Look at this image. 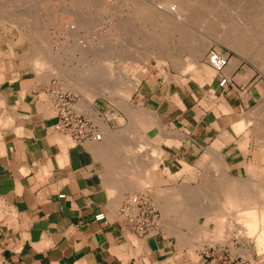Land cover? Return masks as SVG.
<instances>
[{
  "label": "rangeland",
  "instance_id": "obj_1",
  "mask_svg": "<svg viewBox=\"0 0 264 264\" xmlns=\"http://www.w3.org/2000/svg\"><path fill=\"white\" fill-rule=\"evenodd\" d=\"M92 1L66 0L63 5L60 0H0V73H16L19 69H25L31 75H35L38 80L47 84L48 88L55 85L61 90L78 96L77 110L84 111L90 116L96 115L92 108L94 104L107 106L106 111H101L103 112L102 120H96V117H92L98 122L102 134V141L99 145L105 141L104 127H107L114 132L113 135L117 139V143H114L117 151L112 153L114 159L118 163L123 161L130 166L131 163L126 158L123 159L126 156L130 161L140 163L134 168L128 166L127 169H122L121 167L118 168L117 163L111 167L110 160L114 162L113 157L109 158L110 166H107L108 158L103 157L102 181L108 188L109 198L113 201L111 195L113 192H117L115 188L121 189L123 185L128 186L134 176L139 182V172L147 170L151 183L146 184L143 191L137 192H145L154 199L160 212L162 229L169 232L176 239L180 248L175 254L176 259L184 258L183 264H199V252L201 250L209 248L207 253L210 254L212 248L218 246L225 248L221 252L212 255L216 257V264H264V250L259 251L256 249L255 236H249L246 228L249 226L248 224L257 220L251 217L248 211L251 208L252 210L262 211L261 207H264V196H262V192H264V175L254 174L252 176L254 184L249 187L254 193L255 191L258 192L255 193L257 198H252L251 201L238 200L236 202L237 206L230 205L225 197L226 195L217 189L216 181L221 178L220 175L224 174L222 179L230 182L246 183L251 178H248L249 175H242L238 169H230L229 164H226L224 153L221 151L222 148L229 145L228 142L226 143L222 139V145L220 142L213 143L211 141L212 143H209L207 147L200 150L195 149L188 159L172 157L167 154L163 156L165 146H177L178 143L175 140L163 139L161 133L153 132L151 128L158 127L157 120L147 108L139 104L141 100L143 102L140 97L143 89L141 88L142 82L146 81L154 88L156 80L157 82L163 81V86L171 83L170 85L176 87H185L188 90L190 103L195 105L196 108L203 107L199 100L202 98V93L206 92L205 90L214 92L213 94L208 92L209 95H214V97L211 96L209 97L211 100L207 98L205 101L208 105H212L213 98L219 96L214 89H212L213 91L210 89L213 76H217L213 75L211 72L212 67L207 62L209 56L212 55L208 54L209 49L212 47H214L217 54L222 52L226 55L227 63L230 56L238 58L235 54L249 58L251 62L238 59L253 72L256 80L261 81L264 85V0H205L208 2L207 6L209 8L206 13L207 21L214 22V19L218 16L225 20L226 24L233 27L231 28L233 37L237 36L238 38L237 46L222 43L218 38L220 37V31L218 30L207 31L193 23L191 24L185 16L178 15L171 10L166 0H135L140 3L144 2L143 4H146L155 13L153 18L146 22L138 21L136 14L131 9L133 7L132 0ZM57 2L66 8H69V5V10L72 11L64 12L63 15L57 14ZM218 4H222L221 8L217 6ZM168 18L176 23L179 19L185 22L186 26L184 27L188 37V40L184 41L185 43L179 39L176 33L170 32L161 23V20L169 21ZM71 26L73 29L70 28ZM117 27L119 30L124 28L127 33L123 29L122 32L120 31L123 33L121 34ZM197 42H203L206 46L210 45L201 58L199 56L193 57L190 54V48ZM97 48L102 49L104 52L111 49V53H104L101 60H94L96 66L101 67L98 69H104V72L100 70V74L105 73L104 75H107L108 79L104 82V85L95 84V88L93 85L89 88L81 86L82 91L85 93L83 95L81 89L76 91L73 85L77 80H80L83 85L85 84L84 79L90 74L87 70L94 59L92 54L98 50ZM90 49L93 50V53ZM193 59L195 63L192 61ZM160 76L165 78V84L164 79ZM0 77L2 78L3 75L0 74ZM74 77L76 78L75 82L73 81ZM119 86H130L131 90L126 95L121 90V92L119 91ZM192 94L195 95V98ZM172 100L178 106H181L176 96ZM262 101H264L263 93L255 103L244 111H249ZM80 103L83 104L79 105ZM218 108L223 110L220 106ZM125 110L142 116L131 118ZM259 115L261 114L259 113ZM260 118L264 119V114ZM131 119L134 120L131 121ZM254 123L256 125L252 123L251 125L258 128L257 125L261 124V121L257 119ZM251 128L250 126L249 129L251 130ZM258 131L264 137V127L258 129ZM117 134L119 136H116ZM249 135H251L248 144L251 147L248 149L250 155L243 160L242 164L253 161L258 154L264 158V149L261 148L259 143L255 142L252 133H249ZM239 136L242 138V135ZM126 141L129 147H135L136 150L127 151L126 154L121 152L120 144ZM262 147L264 148V146ZM254 152L256 155L252 156ZM144 160L146 161L143 162ZM156 160H158L157 166L151 169L150 165H153ZM258 168L264 173V163H260ZM254 169L256 171V168ZM226 173L227 175H225ZM137 186L140 187V183ZM189 190L192 196L190 195L188 198ZM126 194H131V192L129 190L121 191L119 200ZM156 201L159 205H163L165 218L162 217V211L158 208ZM222 204H225V207ZM190 205L198 206V208L222 205L224 210L227 208L228 218L232 220L233 227L231 226V229L233 231L227 236L224 233L219 235L220 227H217L218 231H214L212 229L213 225L210 224L204 233L203 229L195 228L196 223H201V218L194 220V226H182V228L176 216L181 215V211H186ZM189 230L193 232L190 233ZM181 233L185 234L182 235L184 238ZM227 247H229V251ZM181 248L185 250L182 251ZM212 256L207 260H210ZM246 260H249L250 263Z\"/></svg>",
  "mask_w": 264,
  "mask_h": 264
},
{
  "label": "crops",
  "instance_id": "obj_2",
  "mask_svg": "<svg viewBox=\"0 0 264 264\" xmlns=\"http://www.w3.org/2000/svg\"><path fill=\"white\" fill-rule=\"evenodd\" d=\"M60 2L64 5L66 0ZM62 4L57 2V14L72 11ZM238 58L230 56L229 68L234 61L236 66L232 63L235 67L226 73L219 71L229 80L224 88L216 87L217 76H213L210 89L219 96L212 105L205 103L214 97L207 90L199 100L203 107L196 108L183 86H163V81L155 80L153 88L142 82L139 104L158 123L151 130L178 143L165 146L163 156L188 159L195 149L211 141L223 145L224 140L229 145L221 152L230 169L249 175L253 165L255 175H264L258 170L264 163L262 155L242 164L250 155L249 133L264 149L258 131L264 127L260 118L264 101L244 111L264 94V85ZM0 74V264H183L184 258L175 257L180 248L169 232L160 229L135 237L115 220L113 211L119 201L113 205L102 181L103 157L107 158L98 145L102 139L78 144L55 131L47 84L25 69ZM174 96L181 106L173 102ZM92 108L104 112L107 106ZM257 119L261 124L254 128L251 123L256 125ZM97 213L104 214L102 221L93 220Z\"/></svg>",
  "mask_w": 264,
  "mask_h": 264
},
{
  "label": "bare ground",
  "instance_id": "obj_3",
  "mask_svg": "<svg viewBox=\"0 0 264 264\" xmlns=\"http://www.w3.org/2000/svg\"><path fill=\"white\" fill-rule=\"evenodd\" d=\"M90 1H92V0H90ZM140 1V0H139ZM142 1V0H141ZM93 2V1H92ZM150 2V1H149ZM264 2V1H263ZM144 2H142V3H140V2H137V1H133L132 0V2H131V4L133 5V7L131 8L132 10H133V12L136 14V17L138 18V21H141V22H146V21H149V20H151L152 18H153V14H155V13H153L152 12V10L150 9V8H148V6H146V4H143ZM166 3H168V5H169V8L171 9V10H173L175 13H177L178 15H181V16H185L187 19H188V21L189 22H191V24L193 23L194 25H196V26H199V27H202L204 30H209V31H220L219 32V36L220 37H218V38H220V40H221V42L222 43H225V44H227V45H232V44H235L236 46H237V40H238V38H237V36H235V37H233V31H232V29L231 28H233V27H230V25L229 24H226V21L225 20H223L221 17H216L215 19H214V22H209V21H207V16H206V13H207V11H208V6H207V4H208V2L207 1H205V0H199V1H194V0H166ZM223 3V2H222ZM91 4V3H90ZM96 4V3H95ZM124 4V3H123ZM128 4V3H127ZM152 5V4H151ZM32 6V5H31ZM159 6V5H158ZM214 6V5H213ZM217 6H219L220 8H221V6H222V4H218ZM211 7V6H210ZM130 8V7H129ZM214 8H215V6H214ZM47 9V8H46ZM132 12V11H131ZM130 12V13H131ZM219 12V11H218ZM44 13V12H43ZM134 13H131V14H134ZM234 13V12H233ZM257 13V12H256ZM46 16V15H45ZM132 16V15H131ZM130 16V17H131ZM155 16V15H154ZM158 16H159V14H158ZM134 17V16H133ZM30 18V17H29ZM167 20H169V21H164V20H161V23H163V25L166 27V28H168V30L171 32H174V33H176V35H178L179 36V39L182 41V42H184V41H186V40H188V37H187V31H186V28L184 27V26H186V24H185V22L184 21H182L181 19H179V21L177 20V23L176 22H172L171 21V19H167ZM242 20V19H241ZM256 20V19H255ZM32 21V20H31ZM123 22V21H122ZM125 22V21H124ZM179 22V23H178ZM79 23V22H78ZM31 25V24H30ZM76 25V24H75ZM120 25V24H119ZM121 25H122V23H121ZM120 25V26H121ZM142 25V24H141ZM118 26V25H117ZM119 26V27H120ZM69 27V26H68ZM75 27V26H74ZM126 27V26H125ZM71 29H73L72 28V26L70 27ZM117 29L119 30V28L117 27ZM121 29V28H120ZM124 29V28H123ZM122 29V30H123ZM128 29H129V27H128ZM122 30H119V32L121 31L122 32ZM125 30V29H124ZM126 30H127V27H126ZM126 30H125V32H126ZM132 30V29H131ZM71 31V30H70ZM137 31V30H136ZM163 31V30H162ZM74 32V31H73ZM120 32V33H121ZM124 32V31H123ZM131 32V31H130ZM130 32H128V33H130ZM127 33V32H126ZM133 33V32H132ZM70 34V33H69ZM75 34H77L76 32H75ZM121 34H123V33H121ZM125 34V33H124ZM135 34V33H134ZM157 34H159V33H157ZM236 34V33H235ZM138 35V34H137ZM73 36H76V35H73ZM125 36H126V34H125ZM133 36V35H132ZM123 37V36H122ZM159 37H160V35H159ZM242 39V38H241ZM185 43V42H184ZM169 44V43H168ZM181 44V43H180ZM216 44V43H215ZM78 45V44H77ZM214 45V44H213ZM104 46V45H103ZM210 45H207L206 46V44H204L203 42L202 43H200V42H197V43H195L190 49V54L193 56V57H202L205 53V50L209 47ZM45 47V46H44ZM43 47V48H44ZM240 47H242V46H240ZM239 47V48H240ZM100 48V47H99ZM47 49V48H46ZM80 49H81V47H80ZM79 49V50H80ZM98 49V48H97ZM210 49H214V47H212V48H210ZM210 49H209V53L208 54H212V52H210ZM86 50V52H87V48L85 49ZM90 50H92V49H90ZM95 51V50H94ZM109 50H106L105 52L102 50V49H98L97 51H95L94 53H93V50H92V56H93V63H91L90 64V68L87 70L90 74L89 75H87V77H85V79H84V77H83V79L85 80V84L83 85V83H80V80H77L76 82H75V77L73 78V81L75 82V84L73 85L72 83V85H73V88H75V90L76 91H79V89H81V86H83L84 88H89V87H93L94 86V88H95V84H103L104 85V82L108 79V76L107 75H104L103 73H101L100 74V70L101 69H98V68H101V67H99V66H96V62L95 61H99V60H101V58H103V55H104V53H106V54H110L111 53V49H110V51L108 52ZM38 52V51H37ZM80 52V51H79ZM124 52H126V51H124ZM145 52V51H144ZM89 54L91 55V53L89 52ZM126 55V54H125ZM124 55V56H125ZM219 58H225L226 59V61H227V57H226V55L224 54V53H222L221 52V54H216ZM48 56V55H47ZM211 56V55H210ZM191 57V56H190ZM95 60V61H94ZM198 60V59H197ZM194 63H195V60L193 59L192 60ZM207 62H208V59H207ZM214 62V61H213ZM234 62H236V61H234ZM234 62H232L233 63V65H235L236 66V63L234 64ZM237 62H238V60H237ZM55 63V62H54ZM90 63V62H89ZM99 63V62H98ZM231 63V64H232ZM100 64V63H99ZM230 64V66L232 67L233 65H231ZM238 64V63H237ZM89 65V64H88ZM102 65V64H101ZM189 65V64H188ZM262 65V64H261ZM61 66V65H60ZM208 66V65H207ZM235 66H233V68L235 67ZM205 67H206V65H205ZM230 67V68H231ZM230 69L229 68V62L228 63H226V65L224 66V67H222L221 69H220V71L221 70H223V71H225V73H226V71L228 70V69ZM261 68V67H260ZM108 69V68H107ZM205 69V68H204ZM227 69V70H226ZM183 70V69H182ZM206 70V69H205ZM233 70V69H232ZM78 71V70H77ZM102 72H104V69L103 70H101ZM107 71H109V70H107ZM57 72V71H56ZM211 72L213 73V75H219V72H217L215 69H213L212 68V70H211ZM79 73V72H78ZM221 73V72H220ZM80 75V74H79ZM86 75V74H85ZM229 75H230V73H229ZM249 75V74H248ZM212 76V75H211ZM227 76H228V74H227ZM244 76V75H243ZM77 77H78V75H77ZM80 77H82V76H80ZM86 78H87V80H86ZM82 79V78H81ZM110 80V79H109ZM47 83V82H46ZM67 84V83H66ZM117 84V83H116ZM123 84V83H122ZM71 85V86H72ZM93 85V86H92ZM100 85V86H101ZM97 86V85H96ZM118 86V85H117ZM217 87V86H216ZM99 88V87H98ZM223 88H224V86H223ZM102 90H103V88H102ZM122 91L124 94H126L127 95V93L131 90V88H130V86H119V91ZM80 91H82V89L80 90ZM107 91V90H106ZM116 91H118V90H116ZM120 91V92H121ZM83 92V91H82ZM97 92V91H96ZM83 95H85V93L83 92ZM247 96V95H246ZM78 97V96H77ZM85 98V97H84ZM248 97H246V101L248 100L247 99ZM78 99H79V97L77 98V101H78ZM77 101H76V103H75V108H76V104H77ZM246 101H245V103H246ZM165 102V101H164ZM83 103H80L79 105H82ZM83 107V106H82ZM77 109V108H76ZM78 111V110H77ZM126 111V110H125ZM78 112H80V111H78ZM82 112H84V111H82ZM90 112H92L91 110H90ZM127 113V115L129 116V117H131V118H134V117H137V116H139V117H141L142 115H139V114H137V113H133V112H128V111H126ZM247 119V118H246ZM134 119H131V121H133ZM137 120V119H136ZM247 120H249V119H247ZM138 121H139V118H138ZM135 122V121H134ZM137 123V122H136ZM132 125H133V122H132ZM135 125V124H134ZM127 128V127H126ZM137 128V127H136ZM104 130H105V141L104 142H102L100 145H99V147H100V149H102L101 151H105L106 153H107V161H108V164H107V166H110L109 165V158L111 157H113V159H114V155L112 154V153H115L116 151H117V148L116 147H114V143H117V139H115V136L113 135V133L114 132H112L111 130H109L107 127H104ZM103 130V131H104ZM121 130V129H120ZM126 131H128V130H126ZM120 132V131H119ZM101 133V132H100ZM124 134V133H123ZM116 136H119V134H117ZM103 138V139H104ZM101 142V141H100ZM94 143V142H93ZM98 143V142H97ZM130 143V142H129ZM263 144V143H262ZM113 146V147H112ZM99 149V150H100ZM130 150H136V148L135 147H132V146H130L129 147V145L127 144V141L126 142H121V144H120V151L121 152H124L125 154H126V152L127 151H130ZM109 152H111V153H109ZM123 157V156H122ZM127 159L128 160V162H130L131 163V165L129 166V164L128 163H124L123 161H120L119 163L117 162V160L116 159H114V162H113V160H110V162H111V167H112V165H115L116 163H117V165L119 166L118 168H122V169H127L128 168V166L129 167H132V168H134V166H138L140 163H135V162H132V161H130L129 160V158H127L126 156L125 157H123V159ZM141 158V157H140ZM136 160V159H135ZM141 161H142V159H140ZM146 160H144L143 162H145ZM152 163V162H151ZM157 164H158V160H156L154 163H153V165L151 164L150 165V168L152 169V168H154V167H156L157 166ZM142 165V164H141ZM144 165V164H143ZM147 165V164H146ZM145 165V166H146ZM148 165H149V163H148ZM147 165V166H148ZM144 167V166H143ZM140 168V167H139ZM138 168V169H139ZM255 167H253V165L252 166H250V168H249V176L250 177H248V178H251V180H249V182H230V181H227V180H224V179H222V177L224 176V174H222V175H220L221 176V178H218V180L216 181V183H217V189L221 192V193H224L226 196V199L228 200V202H230V205H232V206H237V201L239 200V201H243V200H252V198H257L256 197V195H255V193H258V192H256L255 191V189H254V191H255V193L253 192V191H251L250 190V185L251 186H253V184H254V182H253V175L255 174V169H254ZM109 169V168H108ZM137 169V170H138ZM133 170H135V169H133ZM112 171V170H111ZM136 171V170H135ZM127 172V171H126ZM128 172H130V171H128ZM132 172V171H131ZM116 175V174H115ZM225 175H227V173L225 174ZM133 176V175H132ZM137 176V175H136ZM139 182H137L138 180H136L135 179V176H134V178H133V180H132V182L131 183H129L128 184V186H126V185H123V186H121L122 188L120 189V188H115V189H117V190H115V191H117V192H113V194L111 195V196H113V205L114 204H116V202L119 200V196H120V194H121V191H123V190H129L131 193H133V192H137V191H143L144 190V187H145V185L146 184H149V183H151V179H150V176H149V174L147 173V170H142L141 172H139ZM137 176V177H138ZM117 177V176H116ZM228 177H230V176H228ZM236 178V177H235ZM128 180V179H127ZM243 180V179H242ZM247 181V180H246ZM208 182V181H207ZM122 183V182H121ZM123 183H124V180H123ZM140 183V187L139 186H137L138 184ZM258 183V182H257ZM120 185H122V184H120ZM144 185V186H143ZM258 186H259V184H258ZM148 190V189H147ZM112 192V191H111ZM260 194V193H259ZM258 194V195H259ZM190 195L192 196V193L190 192V190L188 191V198L190 197ZM262 196H264V192H262ZM121 197V196H120ZM151 197V196H150ZM194 197V196H193ZM152 198V197H151ZM118 199V200H117ZM121 199V198H120ZM199 200V199H198ZM197 201V200H196ZM152 202H153V204H154V206H155V208L157 209V206H156V204H155V202H154V199L152 198ZM157 202V201H156ZM231 202H233V203H231ZM261 202H263V201H261ZM157 205H158V208L162 211V217H164V209H163V205L161 206V205H159L158 204V202H157ZM215 205V204H214ZM223 206L225 205V204H222ZM222 205H219L218 207H212V206H207V207H199L198 208V206L197 207H194V206H192V205H190L189 207H188V209L186 210V211H181V215H177L176 216V219L178 220V222L180 223V226L182 227H187V226H190L191 225V227L192 226H194L193 224H195V221L194 220H197V218H201L202 219V221H201V223H196V227L195 228H201V229H203V230H201V231H203L204 233H205V231H206V229L209 227V225L210 224H212L213 225V228L212 229H214V231L216 230V231H218L219 229V235L221 234V233H224V234H226V236H227V234H229V233H231V231H233L231 228L233 227L232 226V223H231V221L232 220H230V218H228V216H229V212L227 211V208H226V210H224L223 208L225 207H223L222 208ZM165 206V205H164ZM240 207V206H239ZM246 207H247V205H246ZM248 208H250V207H248ZM221 209V210H220ZM261 209H262V211L260 210V211H256V210H252V208H251V210H249L248 211V214L251 216V217H253V218H256L257 220H255L253 223H251V224H248L249 226L248 227H246L247 228V233H248V235L249 236H255V241H254V243H255V247H256V249L257 250H264V207H261ZM158 210V209H157ZM158 212H159V210H158ZM258 213H260V214H258ZM180 214V213H179ZM159 216H160V212H159ZM259 216V217H258ZM165 218V217H164ZM169 219V218H168ZM162 220V219H161ZM175 222V221H174ZM159 225L161 226V224H160V217H159ZM177 226V225H176ZM232 226V227H231ZM182 227V228H183ZM217 227H220L219 229H217ZM173 228H174V226H173ZM197 228V229H198ZM161 229H162V226H161ZM190 229V228H189ZM183 231V230H182ZM189 232L191 233V232H193V231H190L189 230ZM197 233V232H196ZM199 233V232H198ZM246 233V234H247ZM184 234V233H183ZM182 233H181V236L183 235ZM216 234V233H215ZM185 235V234H184ZM217 235V234H216ZM187 236V235H186ZM201 236H202V234H201ZM204 236V235H203ZM211 236H213V235H211ZM183 237V236H182ZM181 237V238H182ZM187 237H189L190 238V236H187ZM184 238V237H183ZM182 238V239H183ZM212 238V237H211ZM225 238V237H224ZM187 239V238H186ZM214 239V238H213ZM236 240V239H235ZM189 241V240H188ZM214 249H216V251L217 252H221L224 248H221V247H218L217 246V248H215V247H213ZM228 248V251H229V247H227ZM233 251V250H232ZM242 259V258H241ZM255 264V263H254Z\"/></svg>",
  "mask_w": 264,
  "mask_h": 264
},
{
  "label": "built area",
  "instance_id": "obj_4",
  "mask_svg": "<svg viewBox=\"0 0 264 264\" xmlns=\"http://www.w3.org/2000/svg\"><path fill=\"white\" fill-rule=\"evenodd\" d=\"M210 52H212V55L208 58V64L219 72L226 65L227 61L225 58H219L214 49H210ZM216 80L218 88L223 87L227 82L229 83L228 78L220 75H217ZM46 94L50 99L55 118L53 125L55 131L69 136L72 141L78 144L83 142H98L102 139L100 127L96 120H102L103 113L95 111L96 115L90 116L84 112H78L74 107L78 97L73 93L59 89L55 85L49 88L47 86ZM92 117H96V120ZM113 212L115 220L125 231L135 237L156 234L161 229L159 225V212L155 208L150 195L145 192L123 195L122 199L115 205ZM104 217L103 213H97L93 216V220L102 221ZM208 249L199 252V264L217 263L216 257L212 256L214 253H217L216 249L212 248L210 254L207 253ZM210 256L212 258L207 260Z\"/></svg>",
  "mask_w": 264,
  "mask_h": 264
}]
</instances>
